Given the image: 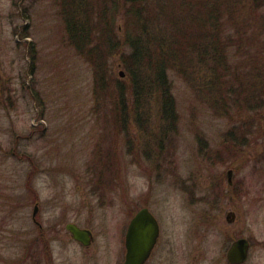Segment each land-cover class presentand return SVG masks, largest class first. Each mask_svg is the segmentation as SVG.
<instances>
[{"label":"rangeland","instance_id":"374dc122","mask_svg":"<svg viewBox=\"0 0 264 264\" xmlns=\"http://www.w3.org/2000/svg\"><path fill=\"white\" fill-rule=\"evenodd\" d=\"M113 1L120 5L115 30L122 41L123 0L98 3ZM89 3L91 15L100 12L96 0ZM197 4L222 7L216 70L225 81L235 73L245 81L254 68L250 91L260 108L243 117L235 103L198 94L208 86L193 81L192 70H173L177 121L163 134L154 105L139 110V117L131 101L127 112L120 109L116 81L129 86L120 62L124 46L108 56V79L98 84L96 52L87 51L99 40L85 48L70 40L61 0H0V264L121 257L124 199H140L162 218L173 234L170 257L189 251L201 257L203 251L199 264H222L231 243L246 238L251 249L245 264H264V0ZM235 142L246 146L234 186L237 219L229 224L218 153ZM68 223L90 229L92 244L73 241Z\"/></svg>","mask_w":264,"mask_h":264},{"label":"trees","instance_id":"16d2710c","mask_svg":"<svg viewBox=\"0 0 264 264\" xmlns=\"http://www.w3.org/2000/svg\"><path fill=\"white\" fill-rule=\"evenodd\" d=\"M61 1L65 30L70 40L78 48L88 45V41L91 43L95 39L99 40L98 48L87 51L88 56L96 52L94 57L97 59L95 71L98 84H104L108 79V56L118 54L117 50L121 46L125 47L120 62L127 72L129 86L116 81L115 93L121 103L120 109L127 112V105L131 101L130 111H135L139 117L141 109L154 105L161 123L160 132L163 134L165 131H174L177 121L176 101L170 79L173 70L180 73L192 70V74L196 75L192 76L193 81L208 86L202 88V92L197 89L198 94L212 98L215 102L222 99L226 104L230 101L235 103L238 111H244L243 117L260 108L259 104L254 105L256 96L250 91L254 82V68L245 73V81L240 75L237 78L238 73L233 74L231 80L225 81L216 70L215 65L221 67L222 62L219 52L223 39V21L219 18L222 7L215 4L198 5V0H123L121 17L125 30L124 40L121 41L115 30V14H120L119 2L113 1L105 6L96 0V10L100 8V12L91 15L92 5L89 0ZM208 6L209 10L204 9ZM208 75L210 79H207ZM256 79L259 83V78ZM130 94L132 97H129ZM215 96L217 99H214ZM240 106L246 111L240 110ZM241 141L244 143V137Z\"/></svg>","mask_w":264,"mask_h":264},{"label":"flooded vegetation","instance_id":"af4514ba","mask_svg":"<svg viewBox=\"0 0 264 264\" xmlns=\"http://www.w3.org/2000/svg\"><path fill=\"white\" fill-rule=\"evenodd\" d=\"M242 146L245 147L246 144H242ZM244 147H241L239 143L235 142V143H232L231 146L225 148L226 151L222 153V156H221V151L220 153H218L219 155L218 160L221 161L224 166L222 175L224 178L226 177V180L228 183L226 187L227 189L221 191L220 197L222 200V205L224 206V203H225L226 204L225 207L226 209H228L226 220H227V223L229 224L234 223L237 219L235 208L239 206L240 195L237 193L238 189L234 188V186H235V178L237 177L239 169H240L239 151H241V149H243ZM244 150L245 149H243V151ZM232 151H236V152L234 153ZM230 189L232 192L230 191ZM225 207H223V210H225ZM143 211H147V213H149L156 220V223L158 225L157 239L148 257H128L130 240H135V243L138 245L143 243L142 241L143 237H139L140 235L137 231H133V232L130 231L132 222ZM68 224H75L81 229L89 230L91 232L90 245L92 244L94 240V235L90 229L84 228L80 225H77L76 223H68ZM68 224H66L65 226L66 231H68L67 230ZM121 228H122V232H121V249H122L121 254L122 256L121 257H86L88 259V264H193V261H195L196 264H199L206 259V257H202L203 251L199 254L201 257H190L189 256L190 251L186 254V257H170V255L172 256V253H173L172 247H170L173 244L172 232L165 226V224L162 223V218L159 217V215L155 211H153L152 208L148 204H146L140 199H137L135 202H132V203L124 199L123 207H122V226ZM68 232L71 238L73 239V241H75L76 243H78L79 245L83 247H88V246H85L82 242L75 240L72 234L70 233V231ZM160 245H162L161 248H159ZM250 249H251V243L249 241L248 257L243 263H240V264H245L247 262V260L249 259V255H250ZM29 258L31 259L32 257H29ZM59 258H64L63 264H69L71 261H73V259L77 257H57V258L56 257H38L40 264H56V263L59 264L57 260ZM224 260L227 261V264H232L228 261L227 253H226V257L221 258L220 262L223 264ZM70 264H72V262Z\"/></svg>","mask_w":264,"mask_h":264},{"label":"water","instance_id":"95a60500","mask_svg":"<svg viewBox=\"0 0 264 264\" xmlns=\"http://www.w3.org/2000/svg\"><path fill=\"white\" fill-rule=\"evenodd\" d=\"M67 230L70 231L75 240L82 242L85 246L90 245L91 232L89 230L81 229L75 224H68ZM130 231H137L139 237H143V243L138 245L135 240H130L128 257H148L157 239L158 225L156 220L147 211H143L132 222ZM248 252L249 241L246 238H240L230 246L227 252L228 261L232 264L243 263L248 257Z\"/></svg>","mask_w":264,"mask_h":264}]
</instances>
